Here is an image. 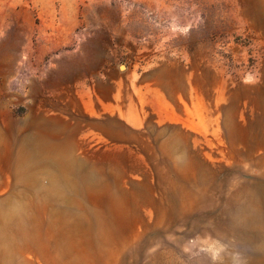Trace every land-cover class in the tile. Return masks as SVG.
I'll use <instances>...</instances> for the list:
<instances>
[{"label": "rangeland", "instance_id": "374dc122", "mask_svg": "<svg viewBox=\"0 0 264 264\" xmlns=\"http://www.w3.org/2000/svg\"><path fill=\"white\" fill-rule=\"evenodd\" d=\"M0 264H264V0H0Z\"/></svg>", "mask_w": 264, "mask_h": 264}, {"label": "crops", "instance_id": "0c3cea01", "mask_svg": "<svg viewBox=\"0 0 264 264\" xmlns=\"http://www.w3.org/2000/svg\"><path fill=\"white\" fill-rule=\"evenodd\" d=\"M121 117L125 120L130 128H140L142 126V121L139 118H135L134 120H132V107L130 104L128 110H125L123 112V116Z\"/></svg>", "mask_w": 264, "mask_h": 264}]
</instances>
